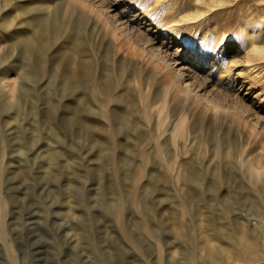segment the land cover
Segmentation results:
<instances>
[{
	"label": "rangeland",
	"instance_id": "374dc122",
	"mask_svg": "<svg viewBox=\"0 0 264 264\" xmlns=\"http://www.w3.org/2000/svg\"><path fill=\"white\" fill-rule=\"evenodd\" d=\"M99 5L0 0V264H264V0Z\"/></svg>",
	"mask_w": 264,
	"mask_h": 264
},
{
	"label": "bare ground",
	"instance_id": "6f19581e",
	"mask_svg": "<svg viewBox=\"0 0 264 264\" xmlns=\"http://www.w3.org/2000/svg\"><path fill=\"white\" fill-rule=\"evenodd\" d=\"M86 1L87 2L92 1V3H94V1L98 2L100 4L98 6L99 7L98 9H100L99 11L102 14H104V17L106 18L105 20H107L113 26V28H115L118 32L123 33L125 35H133V34H135V32H139L140 31L139 28H137V26L135 24H133L128 19H125L122 16L121 11L118 12V13H115V11L113 13L110 12V9L115 8L114 5L122 2V0H86ZM164 8L167 10V9L170 8V5H165ZM196 10H197L196 12L199 11L198 8H196ZM181 12L182 11L180 10L178 13H181ZM181 14H183V13H181ZM174 16H175V14L172 17H174ZM199 16H201V13L198 12L195 15H193V17L191 16L190 18L191 19L192 18H197ZM35 26H37L38 29H39V36H37L36 38H34V37H31V38L24 37L20 41V46L23 49H25V50L29 49L30 52H32L33 49L37 50L36 48L42 47L43 44L48 39H52L54 37L55 33L58 32V31H61L63 29V26H65V25L62 24V26H61V24L55 23L52 19H49L46 16L45 17L42 16V17H40L39 19H37L35 21ZM179 26H183V29H184V28L189 26V22L184 20V22L181 25H179ZM223 40L224 39H222V41ZM154 43H155V41L151 42L148 45V50H149L151 56L153 57V59L156 60L157 62H159L163 69L167 68V69L170 70V72H171V74L173 76V82L170 81L169 83L171 85H173V86H177V91L180 92V93H191L190 90H192V87H193V84H194L193 82L196 80L195 78L198 77L199 72H200L198 70L199 68L198 69L197 68H193L192 64H190L191 61L187 62V59L179 61V60H177V58L171 56V54L167 50V47H165L163 45V42H159L156 45H154ZM220 43H218V44H220ZM192 56H194V55H192ZM75 69H76L77 72H85V71L88 70L87 65L86 64H81L80 61H77ZM197 79H199V78H197ZM195 84H199V82H197ZM202 84H199V86L201 87ZM240 86H242V84ZM192 93H195V92H192ZM249 115L252 116L251 113ZM3 209H4V205L0 202V214L3 212ZM240 247H241L240 249L244 252V253H242V255H245L246 253L249 252L248 251V245L245 242H243ZM204 258L207 259L208 261L213 262L214 264H223L221 258H220V260L218 259L216 261V259H214V255L212 253H210V252L206 253L204 255ZM245 258L249 259L250 256L248 255Z\"/></svg>",
	"mask_w": 264,
	"mask_h": 264
}]
</instances>
